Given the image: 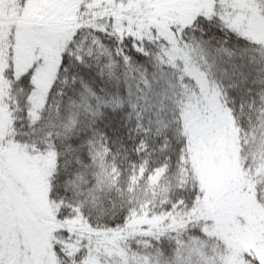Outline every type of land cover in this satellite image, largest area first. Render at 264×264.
Instances as JSON below:
<instances>
[{
  "label": "snow or ice",
  "instance_id": "obj_1",
  "mask_svg": "<svg viewBox=\"0 0 264 264\" xmlns=\"http://www.w3.org/2000/svg\"><path fill=\"white\" fill-rule=\"evenodd\" d=\"M0 264H264V0H0Z\"/></svg>",
  "mask_w": 264,
  "mask_h": 264
}]
</instances>
